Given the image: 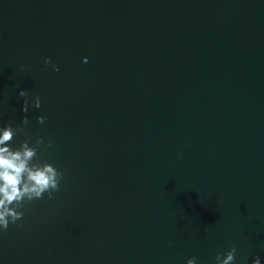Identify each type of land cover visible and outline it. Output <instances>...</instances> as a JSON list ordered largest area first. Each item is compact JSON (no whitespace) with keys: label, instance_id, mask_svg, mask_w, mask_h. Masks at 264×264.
<instances>
[{"label":"water","instance_id":"water-1","mask_svg":"<svg viewBox=\"0 0 264 264\" xmlns=\"http://www.w3.org/2000/svg\"><path fill=\"white\" fill-rule=\"evenodd\" d=\"M25 115L11 147L63 178L0 264H264V0H0V128Z\"/></svg>","mask_w":264,"mask_h":264},{"label":"clouds","instance_id":"clouds-1","mask_svg":"<svg viewBox=\"0 0 264 264\" xmlns=\"http://www.w3.org/2000/svg\"><path fill=\"white\" fill-rule=\"evenodd\" d=\"M82 62L87 63L88 57H84ZM44 63L51 64V58H46ZM53 70L58 72L59 67L53 65ZM18 95L24 97L22 111L27 113L30 107L28 92L20 90ZM31 106L41 107L39 96L34 98ZM37 120L43 124L45 117L38 116ZM21 123L23 127L14 128L8 125L0 128V230H7L10 224L22 220L24 213L18 209L24 207L25 201L42 199L45 193L48 199H53L63 178V172L52 163H33L40 146L44 144L42 137L37 138L32 146L26 139L19 148L11 147L13 138L24 132L27 127L29 123L27 115L22 117ZM51 146L49 142L48 147ZM235 253V247L226 253H218L215 257L216 264H233ZM186 264H196V257L187 259ZM252 264H261L260 257H255Z\"/></svg>","mask_w":264,"mask_h":264}]
</instances>
